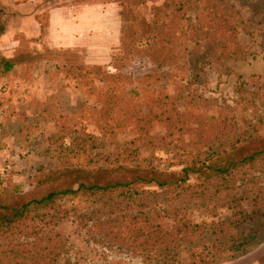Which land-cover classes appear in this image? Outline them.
<instances>
[{"label":"trees","instance_id":"obj_1","mask_svg":"<svg viewBox=\"0 0 264 264\" xmlns=\"http://www.w3.org/2000/svg\"><path fill=\"white\" fill-rule=\"evenodd\" d=\"M195 1L194 19L188 18L192 0L173 4L153 60L161 80L184 81L190 67L202 71L213 61L246 57L239 25L220 0ZM14 67L3 60L1 75ZM105 75L106 83L114 78L118 85L103 91L107 107L100 117L95 115L99 134L88 132L82 121L62 123L59 133L69 129L71 143L53 146L54 166L40 167L35 176L42 183L67 173L82 174L77 183L23 203L18 185L0 188V264H89L88 258L103 256L88 243L96 235L102 243L141 255L142 264H219L263 242L264 188L252 187L240 196L231 191L233 180L253 183L254 169L264 171L259 167L264 147H246L249 142L264 143V116L240 118L235 107L198 100L185 109L160 103L143 110L135 102L130 110L124 99L126 77ZM152 77L146 75L139 87L149 85ZM158 123L166 125L164 134L152 132ZM189 124H196L194 150L180 143ZM120 127H132L135 135L116 141ZM155 150L171 152L170 159L182 158L176 164L181 171L171 172L170 164L157 169L150 163L152 153L142 155ZM223 194L234 196L213 204L212 198ZM202 199L208 202L190 203ZM200 206L212 220L197 222L192 217ZM219 207L228 210L227 216H219ZM74 233L78 245L71 241ZM85 238L87 244L81 241Z\"/></svg>","mask_w":264,"mask_h":264},{"label":"rangeland","instance_id":"obj_2","mask_svg":"<svg viewBox=\"0 0 264 264\" xmlns=\"http://www.w3.org/2000/svg\"><path fill=\"white\" fill-rule=\"evenodd\" d=\"M174 2L0 0V188L18 185L17 196L23 203L77 183L82 174L67 173L42 183L35 176L40 167L54 166L53 146L71 143L69 129L62 135L59 133L62 123L82 121L88 132L99 134L96 116L100 117L99 113L107 107L103 91L108 85H118L114 78L106 83L105 74L126 77L124 99L130 110L135 102L143 110L160 103H164V108L177 105L185 109L198 100L235 107L240 118L264 116V0H220L222 8L239 25L238 38L247 51L246 57L213 61L204 64L202 71L190 67L185 80L179 82L159 79L153 61ZM197 6L192 0L188 18H195ZM3 60L15 64L6 75H1ZM146 75H153L150 84L140 88L138 82ZM243 85L246 90L240 88ZM241 98L243 103L238 104ZM111 126L115 128L116 124L112 122ZM165 127L164 123H158L152 132L164 134ZM195 128L196 124H189L182 131L180 143L186 149H195L192 145L197 139ZM116 131V141L120 142L135 135L132 127ZM246 147L252 151L263 148L264 143L249 142ZM171 154L155 150L142 155L150 157V163L157 169L170 164L171 172L181 171L182 166L176 164L183 159L178 156L170 159ZM259 167H264V161L259 162ZM260 170L254 169L253 183L233 180L231 192L240 196L249 188H264V171ZM233 194L214 196L212 202L232 198ZM205 202L207 199L190 201ZM194 209L192 217L197 222L213 219L205 207ZM218 214L223 218L228 210L219 207ZM99 238L96 235L88 243L103 256L97 261L88 258L89 264L143 263L141 255L116 244L102 243ZM71 241L79 244L75 233ZM81 241L87 244L86 238ZM83 253L88 254L85 248ZM71 256L76 259L74 254ZM219 264H264V240L248 253Z\"/></svg>","mask_w":264,"mask_h":264}]
</instances>
